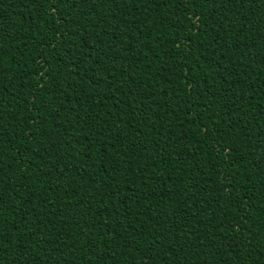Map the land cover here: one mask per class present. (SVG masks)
Instances as JSON below:
<instances>
[{"label": "trees", "instance_id": "obj_1", "mask_svg": "<svg viewBox=\"0 0 264 264\" xmlns=\"http://www.w3.org/2000/svg\"><path fill=\"white\" fill-rule=\"evenodd\" d=\"M0 264H264V0H0Z\"/></svg>", "mask_w": 264, "mask_h": 264}]
</instances>
